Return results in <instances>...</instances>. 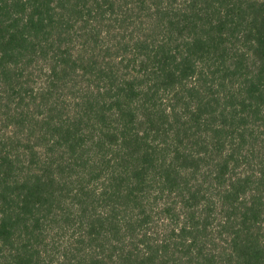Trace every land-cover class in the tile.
Wrapping results in <instances>:
<instances>
[{"label":"trees","instance_id":"16d2710c","mask_svg":"<svg viewBox=\"0 0 264 264\" xmlns=\"http://www.w3.org/2000/svg\"><path fill=\"white\" fill-rule=\"evenodd\" d=\"M0 264H264V0H0Z\"/></svg>","mask_w":264,"mask_h":264}]
</instances>
